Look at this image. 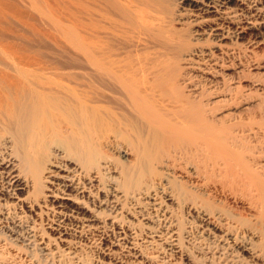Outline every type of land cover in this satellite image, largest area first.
<instances>
[{
    "label": "bare ground",
    "instance_id": "obj_1",
    "mask_svg": "<svg viewBox=\"0 0 264 264\" xmlns=\"http://www.w3.org/2000/svg\"><path fill=\"white\" fill-rule=\"evenodd\" d=\"M12 1L0 0V264H264L259 230L212 201L264 210V119H209L254 93L224 73L260 43L264 0H81L70 61L37 55V20Z\"/></svg>",
    "mask_w": 264,
    "mask_h": 264
},
{
    "label": "rangeland",
    "instance_id": "obj_2",
    "mask_svg": "<svg viewBox=\"0 0 264 264\" xmlns=\"http://www.w3.org/2000/svg\"><path fill=\"white\" fill-rule=\"evenodd\" d=\"M16 3L21 10L25 9L23 10L25 11L23 12L24 15L23 14L21 15L22 18L21 19L19 18L21 16L18 17L19 21L20 20L23 21L25 19H26L25 21H28L30 14H27L26 10L28 11V13L29 11L32 12L37 20L36 21L37 22L36 25L38 28L37 35L36 38L32 41V43L29 44L32 45L34 43L35 46L32 45V47L35 48L36 53L39 57L51 59V60L56 59L59 61L76 60L81 57V52H80V37L82 33L81 0H17ZM57 23L61 24L60 26L62 28L64 27L68 31L72 32L74 36L67 38L66 36L62 35L63 33L59 32L58 29L53 28V26ZM261 33L262 34L260 37L261 38L260 43L258 42L253 47V46H249V42H248L249 47L246 53L247 56L245 55L246 57L242 59L243 61V62L241 61L242 65L241 64H239L240 66L237 65L238 61H235V64H233L232 65L233 67H231L230 65L231 63H230L228 64L229 68L225 69V73L228 74L224 73V75L226 76V77L224 76L225 78L227 79L230 78L234 82H241L242 83L241 85L243 86L245 91L249 92L250 90L253 91L254 93L251 92L252 94L248 95V97L240 103L239 102L233 103V101L224 103L223 105L219 106L216 109V111H213V114L209 115V119H212L217 122H226L230 118L235 117L237 119L240 118L242 120L241 121L239 119L241 123H245L246 120L248 122V120H250V118L252 119V117L253 118L255 117L256 120L258 118H259L258 120H261L262 118L264 119V36H263L264 28L262 29ZM251 51L255 52L258 55L259 65L256 68H254L251 65L252 64L251 62L252 58L250 57ZM241 66L243 67V71ZM237 71L240 72V74L237 73ZM254 72L255 74L257 73L258 76L257 78H259L260 81L259 82L260 85L257 86V88L258 87L259 88L258 89L256 88V90L255 87L254 88L252 87L253 84L251 83L253 81ZM239 76L240 79L242 78L241 80H239ZM200 80L203 81L204 77L202 76ZM247 105L250 106L248 107V110L243 109ZM246 133L247 132L244 133V137H246L245 139H247L246 142H248V144H252V142L256 143V140L252 138V135L249 136V134L247 133L248 134L247 135ZM248 136L250 137L249 140L253 139V141L250 140L252 142L248 141L247 138ZM263 140L264 138L262 140H259V142ZM263 143L264 141L261 144L263 145ZM172 148L173 146L170 148L171 154H172ZM165 155H167L166 149H161L153 152L154 157H158V156L164 157ZM260 158L261 157L258 158L259 160L258 159L256 160L257 163L261 161L260 163L264 164V157H262V159ZM254 162L255 161L253 159L252 163ZM257 163H254V165ZM222 194H226V193L221 192L220 195ZM212 201L220 209H223L224 211L232 214L233 216L241 220H247L249 226L251 225L257 228L260 234L259 237L263 238L262 243L260 239L255 238L250 233V231L245 232V234L248 235L250 238L253 237V239L255 240L258 239L259 243L257 244L264 245V210L263 209H260L258 207H252L250 209L248 208L245 202L242 201L243 203L240 202L235 204L230 198L212 200ZM179 214L180 216L183 215L185 217L186 210L184 208L181 209L179 211ZM184 264H192V263L184 262Z\"/></svg>",
    "mask_w": 264,
    "mask_h": 264
}]
</instances>
